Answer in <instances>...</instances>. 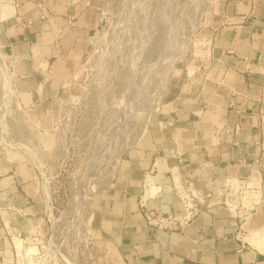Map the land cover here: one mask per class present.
<instances>
[{
  "label": "crops",
  "instance_id": "1",
  "mask_svg": "<svg viewBox=\"0 0 264 264\" xmlns=\"http://www.w3.org/2000/svg\"><path fill=\"white\" fill-rule=\"evenodd\" d=\"M43 1L48 22L38 20L32 0H5L1 15L9 20L2 22V36L19 60L13 82L22 108L35 130L39 125L51 132L57 94L89 55L106 0ZM15 2L26 18L37 20L28 33L15 24ZM200 34L207 57L192 59L171 79L106 195L91 205L98 204L90 216L95 264H264V252L250 242L264 231L262 209L241 221L215 206L182 231L159 230L146 220L148 210L183 212L174 191L177 177L204 195L228 176L254 175L259 160L264 178V0H217ZM20 160L7 155L0 135V219L27 245L37 230L44 238L45 220L36 172ZM248 234L253 237L246 241ZM1 248L0 264H16L2 222Z\"/></svg>",
  "mask_w": 264,
  "mask_h": 264
},
{
  "label": "rangeland",
  "instance_id": "2",
  "mask_svg": "<svg viewBox=\"0 0 264 264\" xmlns=\"http://www.w3.org/2000/svg\"><path fill=\"white\" fill-rule=\"evenodd\" d=\"M4 1L0 0V19ZM216 4L217 0H106L101 25L79 69L81 78L69 95L72 101L63 89L57 94L59 115L54 129L38 132L32 124L16 129L17 138H23L21 130H25L34 139L39 154L40 169L31 164L37 200L44 211V238L37 230L38 242L32 246L43 249V264H54L45 258L47 254L58 264H67L61 252L49 251L54 234L51 213L63 219L57 238L67 256L72 249L81 253L82 237L70 226L75 218L89 220L98 204L91 205L105 194L114 177L112 170L131 145L122 151L120 145L117 150L114 147L112 156L105 150L111 149L113 138L134 137L133 131L139 129L143 135L171 79L192 59L208 55L201 46L200 30ZM2 22L0 45L9 54L3 46ZM131 119L137 121L135 126H130ZM82 255L81 263L86 257Z\"/></svg>",
  "mask_w": 264,
  "mask_h": 264
},
{
  "label": "built area",
  "instance_id": "3",
  "mask_svg": "<svg viewBox=\"0 0 264 264\" xmlns=\"http://www.w3.org/2000/svg\"><path fill=\"white\" fill-rule=\"evenodd\" d=\"M32 1L36 4L39 10L38 20L48 22L50 20V13L45 2L43 0ZM13 19L16 26L22 28L25 33L30 32L35 27L37 21L36 19L26 18L25 13L21 10V4L16 2L14 3ZM8 20L9 19L5 21ZM73 23L74 18H69L68 27L72 28L74 25ZM7 55L11 62L13 75V69L19 63V60L11 53ZM21 113L24 116L25 125L31 124V118L28 117L23 108ZM36 127L39 131L40 126L37 125ZM236 131H239L238 126H236ZM1 135V145L5 151H8L9 148L3 140V132ZM262 136H264V132H262ZM21 139L23 140V138ZM262 171L263 167L261 162L257 160L254 175H250L247 178L228 176L225 178L224 183L221 186L214 188V190L209 191L204 195L195 190L188 180L177 177V179H173L174 191L179 199L180 205L182 206L183 212L177 215L173 213L164 214L157 210H148L146 213L147 223L153 228L166 232L176 230L182 231L194 223L205 211L211 210L215 206H221L239 220L245 221L247 218L255 215L260 209L264 211V178ZM0 222L3 223L4 233L12 243L14 252L13 260L16 264H25V260H28L26 264H30L29 262L31 259H33L32 261L34 264H43V249L40 251L37 246H34L37 248L38 252L32 253L27 257L26 253L27 250L30 249V246H27L21 235L15 232L11 227L7 226L2 219H0ZM16 241H21L23 243L24 249H22V252L25 256L19 255ZM37 242L38 238L33 237L29 243L32 246ZM0 250L2 251L3 249L1 248Z\"/></svg>",
  "mask_w": 264,
  "mask_h": 264
},
{
  "label": "bare ground",
  "instance_id": "4",
  "mask_svg": "<svg viewBox=\"0 0 264 264\" xmlns=\"http://www.w3.org/2000/svg\"><path fill=\"white\" fill-rule=\"evenodd\" d=\"M7 19L8 18L2 15L0 22L5 21ZM100 25H101V22H100ZM82 72L83 70L80 71L78 75H76V77H74L71 81H67L66 83H64V86H63V91L65 93L64 95L65 97H69V101H72V97L69 95L71 94V90L76 84V82L81 78ZM0 89H1L0 90V126L3 132V135H4L3 140L9 148L8 153L11 155L10 158L11 159L21 158L23 161H26L29 164L33 163L35 167L40 169L39 165L41 164L38 161L39 154L37 153V150L34 148L35 147L34 139L31 138L28 134H25V130H21L23 140L21 138L19 139L17 138L16 129L19 131V127L23 128L22 125H25L24 116L21 113V110H22L21 102L19 100L18 93L14 87L11 62H10L9 56L3 51L1 45H0ZM119 115H122V114H119ZM13 118L16 121V123L15 122L12 123ZM135 121H136L135 119H131L130 126H135L137 124V123H134ZM140 130L141 129L135 132L133 131L132 135H134V137L130 136V138H128L129 136H126V138H113L112 139L113 142L110 147L111 149L107 148L108 147L107 146L106 147L107 150H105V153L106 151L107 152L109 151L110 155L112 156L114 152L113 148L115 147V150H117L119 148L118 145H120L121 151L122 149H124L125 146L128 147L129 145H131L130 147H132L144 135V134L143 135L139 134ZM40 136L41 135H39L38 137L40 138ZM119 164H120V160L118 162L117 168L114 167V169L112 170V173H114V177L110 179L111 184L110 186L107 185L108 187L105 188L104 192H106L111 187L113 183V179L115 178V175L118 171ZM50 215H51L50 217L52 218V231L54 234H52V237L50 239L49 251L52 254H57V252H61L60 255L62 256V258L65 260L67 264H95L97 252H96V246H95L94 240L92 238L90 217L88 221H83V217L75 218L76 220H74V226L73 227L70 226V230L73 229L74 234L80 235L82 237L81 243H83L84 248L81 249L80 254L79 252L77 251L75 252V250L72 249V251H70L69 255L67 256L64 249L62 248V244L58 243L59 239L57 238L59 237L58 236L59 230L61 226V221L63 219L56 218L52 213ZM40 230L41 232H43L42 226L40 227ZM257 235L261 239L259 241L251 240L250 242L254 244V246H256L260 251L264 252V231L259 232ZM251 237H253L252 234H248L247 236H244V239L246 241H249ZM16 246L18 248L19 255L25 256V254L22 252V249H24L23 243L21 241H16ZM55 249L57 252H55ZM35 252L36 253L38 252L37 248H35L34 246H31L30 249L27 250V253H26L27 257H29L32 253H35ZM42 253L44 254V251H42ZM81 254H83L82 255L83 257L86 256L83 263L80 262ZM45 258L52 261L54 264H58V262L55 259H53L54 260L53 261L49 257V254H47ZM32 260L33 259L30 260L29 262L30 264H34Z\"/></svg>",
  "mask_w": 264,
  "mask_h": 264
}]
</instances>
